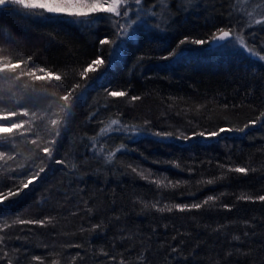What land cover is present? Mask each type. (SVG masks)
I'll use <instances>...</instances> for the list:
<instances>
[{
	"label": "trees",
	"instance_id": "1",
	"mask_svg": "<svg viewBox=\"0 0 264 264\" xmlns=\"http://www.w3.org/2000/svg\"><path fill=\"white\" fill-rule=\"evenodd\" d=\"M151 5L146 0L145 6ZM253 8L264 19V0H192L191 5L172 0L174 18L161 24L165 31L142 26L138 40L127 46L126 57L107 78L92 84L79 100L67 102L62 97L70 88L86 82L80 71L98 54L107 55L110 45L101 46L99 40L113 38L109 20L81 23L85 18L41 16V10L11 5L0 11V67L20 63L14 71L0 73V116L18 113L0 124H24L0 133V192L18 191L8 200L0 195V264H264V202L237 199L264 194V122L220 137L182 139L221 127L243 128L256 120L264 112V62L234 48L160 59L185 36L210 39L215 29L228 25L239 32L249 13L256 19ZM248 33H255L259 48L264 26L249 27L246 37ZM33 71L54 73L61 80H36L28 74ZM119 90L127 95H108ZM38 93L46 95L29 98ZM24 109L28 116L20 115ZM111 119L139 126L147 122L149 131L172 137L162 142L154 135L128 139L123 131L100 136ZM94 137L105 152L125 150L106 163L88 150ZM45 147L53 149L52 160ZM56 159L66 163L55 164ZM237 166L255 171H228ZM41 167L46 171L40 178L20 190V182L32 179ZM210 179L216 182L205 183ZM152 180L180 184L158 190ZM209 195L219 199L199 210L160 213L144 207L157 201L158 207L203 202ZM221 225L225 227L217 231Z\"/></svg>",
	"mask_w": 264,
	"mask_h": 264
},
{
	"label": "snow or ice",
	"instance_id": "2",
	"mask_svg": "<svg viewBox=\"0 0 264 264\" xmlns=\"http://www.w3.org/2000/svg\"><path fill=\"white\" fill-rule=\"evenodd\" d=\"M171 2L172 0H152V5L145 6L146 0H0V11H4L9 5L11 6H19L24 10H41L40 15L43 16L45 14L51 16H65V17H73V18H85L81 19V23H92L102 19H108L110 22V26L113 29V38L104 37L99 40V44L110 45V48L107 50V55L98 54L95 59H93L90 63H88L87 67H85L82 71H80L79 75L81 78L85 79V83H76L74 84L67 95L63 96L62 99L67 102L69 98L79 100L83 97L84 92L87 88L91 87L92 84L99 81L101 78L106 79L107 73L111 71L112 66L114 64L120 63L127 55V46L137 41L139 36L141 35L139 29L147 25L149 29L154 28L156 31L163 32L165 28L161 27V24H167L171 17ZM237 0H233L235 4ZM178 4L182 5H191L192 0H177ZM182 11L188 12L190 10L189 7H182ZM109 14L107 16H98L96 14ZM35 14V13H30ZM233 12H229V16H232ZM264 26V19H253L251 14L248 15V20L246 25L240 24V31H237V26L228 25L224 27H219L215 29L211 38H190L185 36L183 39H180L176 45V47L167 52L166 55L160 57V59L165 61H175L178 57L182 58L183 53L185 51H223L228 50L230 48H235L237 50L243 51L249 58L257 60L259 62H264V55H261V51H264V41H261L259 48L255 47V33H248L247 37L245 36V31L249 27L254 26ZM147 34V30L145 32ZM186 45H195L197 48H187L184 47ZM207 45L208 48L204 49L203 46ZM31 59V57H29ZM142 61V57L139 58ZM106 65V67H104ZM20 67V63H10L6 64L3 67H0V73H6L10 71H14L15 69ZM40 71H44L41 69ZM93 73L95 75H90ZM29 75H33L36 80L42 79H50L55 78L56 80H61L59 75L54 73H49L47 76H39L35 75V72L28 73ZM19 79V77H17ZM46 95L45 93L33 94L30 96V99H35L38 96ZM108 95L113 98L125 97L127 95L126 91H108ZM132 100L140 99V97L133 96ZM227 107V105H225ZM71 109L69 108L68 114H70ZM18 113L16 111H10L7 115L0 116V120H10L11 117L16 116ZM20 115L28 116L29 113L26 109H24ZM259 122H264V112H261L256 120L249 121L248 124H245L243 128H230V127H221L216 131L204 132L201 131L199 133H193L192 136H183L182 139L185 143H187L190 139L195 138L197 135L204 139H210L214 137H220L222 134L232 131L244 132L249 128V125H255ZM51 123L53 125L57 124L56 120H52ZM24 127L23 123L11 122L8 125L0 124V133H11L13 130L21 129ZM113 131H123L128 134V139H134L135 136L140 135H154L158 138L157 142H162L164 139L171 138L172 133L169 132H161L155 131L151 132L147 128V122H145L144 126L139 125H128L122 122L119 119H111L110 124L108 126L102 127L99 130L100 136H111ZM60 138V132L57 131V139ZM180 139V137H177ZM57 141L54 140L52 143L55 144ZM35 144L36 141L34 140ZM99 149V151H97ZM89 151L93 152L94 155L102 156L106 163L111 164L116 157L117 153H119L124 149V146L120 148H116L115 151L105 152L103 146L96 142L95 137L93 138L92 143H90ZM43 152L52 160L53 149L49 147H45ZM3 153L0 152V156ZM55 164L64 165L66 162L63 159H56L54 161ZM77 166L74 163L72 168L75 169ZM178 167V165H177ZM221 168L224 165H220ZM255 171V169H249L248 167H229L228 171L240 173L247 175L249 171ZM46 168L41 167L39 171L34 173L32 179H29L27 182L21 181V189H27L30 185L33 184L35 179H39L41 173H44ZM133 172H137V169L133 168ZM142 178L147 179L144 176L143 172L138 173ZM151 175V173H149ZM155 183L157 189L166 188V187H178L180 182H171L168 181L167 184L163 183L160 180H152L150 181ZM216 181L214 179H210L205 181L207 184H214ZM0 195H3L4 200H8L10 197H14L18 195V191H11L7 194L0 192ZM219 197L209 195L203 202H195L191 204H181L176 203L171 206L164 205L162 207H158L159 201L153 203L151 206L148 204H144L145 208H155L160 213L169 212L171 213L174 209L179 212L199 210L205 205L214 204ZM238 200L242 201H260L264 202V194H259L253 197L251 194H241L237 197ZM223 207L229 211H231V207L228 204H224ZM47 219V218H46ZM118 219V218H117ZM20 224H39L43 226L45 224V220H20L18 221ZM248 223V222H245ZM100 225H93V229L99 228ZM225 227L224 225L218 226L216 229L219 231L221 228ZM155 231V230H154ZM245 236L248 235L247 232L244 233ZM175 239V237H173ZM240 236H234L233 240L240 241ZM2 240V238H0ZM78 247V245H77ZM172 252H177V248L173 247ZM107 255V253H104ZM229 253L228 255H231ZM4 256H7V253H4ZM35 260H40V257H34ZM115 259V257H113ZM120 264H124L122 260Z\"/></svg>",
	"mask_w": 264,
	"mask_h": 264
},
{
	"label": "rangeland",
	"instance_id": "3",
	"mask_svg": "<svg viewBox=\"0 0 264 264\" xmlns=\"http://www.w3.org/2000/svg\"><path fill=\"white\" fill-rule=\"evenodd\" d=\"M248 5V4H247ZM248 7H249V5H248ZM250 12H253V17L255 16L256 17V19H259L257 16L258 15H256L258 12H257V8H253L252 10H250ZM259 17H261L260 15H259ZM235 49V48H234Z\"/></svg>",
	"mask_w": 264,
	"mask_h": 264
}]
</instances>
